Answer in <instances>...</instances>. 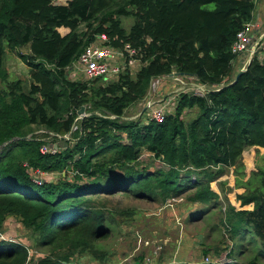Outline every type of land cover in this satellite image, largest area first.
Masks as SVG:
<instances>
[{
	"label": "trees",
	"instance_id": "obj_1",
	"mask_svg": "<svg viewBox=\"0 0 264 264\" xmlns=\"http://www.w3.org/2000/svg\"><path fill=\"white\" fill-rule=\"evenodd\" d=\"M256 4L0 0V232L8 216H18L36 248L48 251L36 264H72L73 252L94 251L112 230V218L94 207L93 196L130 193L163 204L187 194L188 202L207 205L202 210L225 199L220 221L238 240L224 262L236 263L247 236L249 262L258 264L264 258V169L235 183L243 189L236 195L239 206L229 201L224 181L220 192L211 187L222 166L236 167L246 147L264 148V57L254 55L233 82L237 56L230 51L236 33L254 20ZM127 17L128 30L122 24ZM102 32L113 46L130 43L141 66L134 77L123 72L89 96L88 83L69 80L66 68ZM5 48L29 66L27 91L20 79L9 80ZM174 71L195 76L208 85L206 93H180L161 122L122 119L124 107L144 97L153 78ZM81 107L89 114H78ZM194 108L195 116L185 121L184 111ZM35 129L68 139L57 143V151L42 153L47 133L33 134ZM144 151L162 166L141 165ZM68 165L72 180L36 181L29 173ZM28 253L23 243L0 238V264H25Z\"/></svg>",
	"mask_w": 264,
	"mask_h": 264
},
{
	"label": "rangeland",
	"instance_id": "obj_2",
	"mask_svg": "<svg viewBox=\"0 0 264 264\" xmlns=\"http://www.w3.org/2000/svg\"><path fill=\"white\" fill-rule=\"evenodd\" d=\"M67 5L68 0H58ZM132 18H123L122 24L129 29ZM22 52H28L27 47L21 48ZM251 57L248 53L240 55V61H233L232 76L237 71L243 70ZM253 57V56H252ZM4 67L9 72V80L20 79L25 91L29 88L30 70L12 51L5 48ZM140 63L130 67L129 74L134 77ZM66 76L71 81H80L84 78L72 71H66ZM120 76V75H119ZM119 79V78H118ZM229 81L228 78L225 79ZM117 81V80H116ZM114 81V82H116ZM114 82L101 80L88 82L87 92L90 95L95 89ZM92 83V84H91ZM94 84V85H93ZM208 85L200 83L195 77L179 74L174 71L171 74L159 77L151 86L144 97L136 103L124 107L122 119H141L147 121L151 118L152 109L160 108L165 115L174 111L178 97L182 92L200 93L207 89ZM85 107H90L86 105ZM84 107L81 115H88V108ZM196 108L185 110V121L194 117ZM109 112V111H108ZM106 112L105 114H110ZM42 129H35L33 134L41 133ZM45 137V136H43ZM53 142V139H48ZM139 162L141 165H151V168L160 167L159 160L152 154L142 152ZM71 166V165H70ZM69 165L63 169L54 171H33L32 175L46 181H58L73 179L72 169ZM223 172L219 179L211 183V187L219 191L220 182H225L229 201L239 206L236 198L242 188H235V183L247 181L255 177L258 169H264V148L246 147L236 167L222 166ZM187 194L169 199L166 203L151 202L135 198L130 193H116L114 195L93 196L94 207L104 209L106 216L112 218V230L107 238L101 239L94 251L85 253L73 252L72 264H226L225 253L234 246L238 238H232L221 223L226 208V200L220 199L215 206L207 207L202 203H191L186 200ZM222 196V195H221ZM248 209L251 205L247 206ZM201 209V210H200ZM200 210L199 214H193ZM19 241L28 248V259L25 264H36V260L45 256L48 251L35 246L30 230L25 228L18 216H8L4 222L0 238ZM247 236L241 240L243 247L235 256V264H250L253 256L248 250L251 244L247 242ZM260 243V241H258ZM207 251V252H206ZM258 264H264L262 257Z\"/></svg>",
	"mask_w": 264,
	"mask_h": 264
},
{
	"label": "built area",
	"instance_id": "obj_3",
	"mask_svg": "<svg viewBox=\"0 0 264 264\" xmlns=\"http://www.w3.org/2000/svg\"><path fill=\"white\" fill-rule=\"evenodd\" d=\"M230 51L237 57L240 55H246V53L251 55L247 63L254 55L258 58L264 57V30L260 28L257 22L249 21L245 23L244 26L236 33L231 44ZM135 55L136 50L130 45V43H124L119 47L113 46L109 43L108 36L102 32L96 34L94 39L82 49L78 57L66 68V71L68 69L72 71L73 74H78L79 77L84 78V80L80 81H85L87 83L98 80L107 83L114 82L118 80L121 73L126 71L130 72V67L135 65L137 62H139L141 66V62L135 57ZM159 77L161 76L153 78L150 82V86L153 85ZM206 90L207 89L204 88L202 92H194L193 94L203 96L206 93ZM165 116L166 115L162 109L156 108L152 109L150 119L161 122ZM73 129H75V126ZM42 132L47 133V136L41 138L42 141H46L39 147V150L42 153H53L57 151V143L62 142L64 139H68V134L59 135L43 130ZM54 138L56 139V143L48 141V139ZM53 145H56V147ZM32 172V170H29L31 175ZM32 176L35 177L34 175ZM35 179L36 181L41 180L37 177H35Z\"/></svg>",
	"mask_w": 264,
	"mask_h": 264
},
{
	"label": "crops",
	"instance_id": "obj_4",
	"mask_svg": "<svg viewBox=\"0 0 264 264\" xmlns=\"http://www.w3.org/2000/svg\"><path fill=\"white\" fill-rule=\"evenodd\" d=\"M254 22H257L262 30H264V0H257L256 9L254 11ZM238 62L240 58H236ZM243 69V68H241ZM245 69V68H244ZM7 219V218H6Z\"/></svg>",
	"mask_w": 264,
	"mask_h": 264
},
{
	"label": "water",
	"instance_id": "obj_5",
	"mask_svg": "<svg viewBox=\"0 0 264 264\" xmlns=\"http://www.w3.org/2000/svg\"><path fill=\"white\" fill-rule=\"evenodd\" d=\"M245 69H243V70H240L238 73H237V75H236V77H235V79H234V81L233 82H235L236 81V79L240 76V74L244 71ZM82 112H83V107H81L80 108V110L78 111V114H82ZM54 147H56V145H53Z\"/></svg>",
	"mask_w": 264,
	"mask_h": 264
},
{
	"label": "clouds",
	"instance_id": "obj_6",
	"mask_svg": "<svg viewBox=\"0 0 264 264\" xmlns=\"http://www.w3.org/2000/svg\"><path fill=\"white\" fill-rule=\"evenodd\" d=\"M1 238H4V236H3V237H1Z\"/></svg>",
	"mask_w": 264,
	"mask_h": 264
}]
</instances>
